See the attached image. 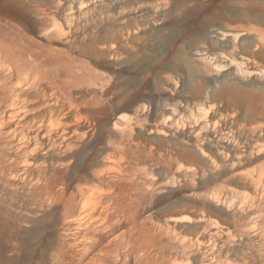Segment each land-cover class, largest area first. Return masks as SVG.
Returning a JSON list of instances; mask_svg holds the SVG:
<instances>
[{
  "label": "rangeland",
  "instance_id": "1",
  "mask_svg": "<svg viewBox=\"0 0 264 264\" xmlns=\"http://www.w3.org/2000/svg\"><path fill=\"white\" fill-rule=\"evenodd\" d=\"M0 54V264H264V0H0Z\"/></svg>",
  "mask_w": 264,
  "mask_h": 264
},
{
  "label": "bare ground",
  "instance_id": "2",
  "mask_svg": "<svg viewBox=\"0 0 264 264\" xmlns=\"http://www.w3.org/2000/svg\"><path fill=\"white\" fill-rule=\"evenodd\" d=\"M58 27V26H57ZM54 29V28H53ZM51 31V30H50ZM54 31V30H53ZM60 32V31H59ZM16 33V32H15ZM14 33V34H15ZM5 42H7V43H9L8 41V38H5V40H4ZM16 50H18V48L16 49ZM22 50V48L20 47L19 48V50H18V53H20L19 51H21ZM1 55V54H0ZM44 64V63H43ZM38 72V71H37ZM42 77V76H41ZM46 79V78H45ZM2 82V81H1ZM9 82H10V88H11V90L13 91V97H11V98H9V102H10V108H9V110H8V118H6V119H8L9 121H14V119H18V118H20V116H22V115H24V109L27 107V97H26V89L28 88V87H30V86H33L34 84H36V79L34 78V75H33V72H32V70H27V71H25L23 68H21L20 66H19V69L17 70V72H13V73H11V75L9 76ZM3 86H4V84H3ZM35 86V85H34ZM40 86V85H39ZM5 88V87H4ZM3 89V88H2ZM8 89V88H7ZM6 89V90H7ZM32 89V88H31ZM35 90L37 89L36 87L34 88ZM5 91V90H4ZM28 91V90H27ZM27 93H29V92H27ZM35 95H36V93H35ZM31 96H32V94H31ZM37 96V95H36ZM37 97H39V96H37ZM32 98V97H31ZM29 99H30V97H29ZM36 99V98H35ZM35 101V100H34ZM30 104V103H29ZM35 106V105H34ZM36 107V106H35ZM26 111V110H25ZM7 117V116H6ZM22 118H24V117H22ZM26 118V117H25ZM5 119V120H6ZM21 119V118H20ZM8 121V122H9ZM7 122V121H6ZM6 122H5V124H6ZM5 124H4V126H5ZM10 124V123H9ZM117 124V122H115V125ZM17 128V127H16ZM15 128V129H16ZM18 130V129H17ZM14 136V135H13ZM28 137V136H27ZM28 139L29 138H27V141H26V139H25V141H24V145L26 146L28 143H30L29 141H28ZM30 140V139H29ZM63 180V179H62ZM59 182V181H58ZM258 183H259V180L258 179H255V188L257 189V186H258ZM70 184H71V182H70ZM99 204L100 202H96V204ZM92 204V203H91ZM91 204H88V205H91ZM93 204H94V202H93ZM96 205V207H94V209L95 208H98L100 205ZM83 206V205H82ZM87 207L89 208V206H86L85 207V205H84V207L83 208H86L87 209ZM81 208V207H80ZM90 208H91V206H90ZM93 209V208H92ZM85 210V209H84ZM106 210V209H105ZM100 211V210H99ZM79 212V211H78ZM81 213V212H80ZM84 213V212H83ZM90 214V213H89ZM92 214V213H91ZM99 214V213H98ZM107 214V213H106ZM83 215V214H82ZM85 215V214H84ZM83 215V216H84ZM86 216V215H85ZM89 216V215H88ZM102 216V215H101ZM78 217V216H77ZM80 218H81V216H80ZM86 219H87V217H85ZM91 218H93V217H91ZM96 218H97V216H96ZM103 218V217H102ZM75 219H76V217H75ZM82 219V218H81ZM86 219H84V220H86ZM94 219V218H93ZM94 220H97V219H94ZM93 220V221H94ZM72 221V220H71ZM92 221V222H93ZM103 221H104V219H103ZM103 221H101L102 223H103ZM84 222V221H83ZM86 222V221H85ZM81 223H82V220H81ZM98 223H100V222H98ZM83 224V223H82ZM88 224V223H87ZM93 224V223H92ZM77 225V224H76ZM86 225V224H85ZM99 225V224H98ZM101 225V224H100ZM97 226V225H96ZM76 227H78V226H76ZM85 251H86V248H85Z\"/></svg>",
  "mask_w": 264,
  "mask_h": 264
}]
</instances>
